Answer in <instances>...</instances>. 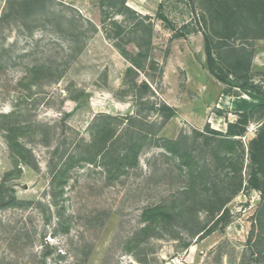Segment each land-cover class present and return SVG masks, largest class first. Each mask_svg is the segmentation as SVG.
I'll use <instances>...</instances> for the list:
<instances>
[{
  "label": "rangeland",
  "instance_id": "rangeland-1",
  "mask_svg": "<svg viewBox=\"0 0 264 264\" xmlns=\"http://www.w3.org/2000/svg\"><path fill=\"white\" fill-rule=\"evenodd\" d=\"M23 1L0 0V114L25 127L37 168L0 130V181L10 174L19 203L0 208V264H264V175L259 189L249 182L264 0H45L17 12ZM163 106L175 111L165 124ZM99 113L120 119L118 134L130 116L159 130L119 176L74 164L53 198L52 161L90 140ZM229 124L245 130L232 144ZM156 207L165 220L144 219Z\"/></svg>",
  "mask_w": 264,
  "mask_h": 264
},
{
  "label": "trees",
  "instance_id": "trees-1",
  "mask_svg": "<svg viewBox=\"0 0 264 264\" xmlns=\"http://www.w3.org/2000/svg\"><path fill=\"white\" fill-rule=\"evenodd\" d=\"M45 0H30L23 1L21 3H13V7H16L17 12H28L29 10L35 8L37 5H42ZM43 7V5H42ZM206 56H207V64L209 69L212 72V57L210 50L208 47L206 48ZM30 73L32 76L27 77L34 83H37L38 78L41 79V76L44 73L43 68L41 67H33L30 69ZM26 78V79H27ZM162 110V109H161ZM166 111L165 117L163 119V123L165 124L171 117L175 115L174 109L163 106V110ZM13 116L0 114V122L2 123V127L0 130L4 134V139L12 151L13 155L16 157L19 164L30 167L31 169H36L37 165L33 160L32 152L26 148L25 144L19 140L20 133L25 130V127L21 126L19 123L13 122L11 124H5L6 121L11 120ZM138 118L129 117L126 119L128 128L124 129V131L119 132L117 130L116 122L120 120L117 116L99 113L93 118V122L89 125V129L91 132V138L87 142H82L81 147H77V150L74 154L68 155L66 157L61 156L58 162L62 161V164L58 166V163H53V168L51 172L53 174L51 178V189L53 198H56L57 189L62 192L61 186L66 183L65 174L70 171V169L74 166V164H89V165H99L102 166L105 171L108 173L109 177L113 175L119 176L123 171L135 165L138 161V153L142 148V143L140 139H145V134H155L152 133L151 130H143L144 122L143 120L138 121ZM135 122L139 123V128H135L133 124ZM146 126V125H145ZM240 127L237 124H229L228 132L222 138V142L232 141L229 144L235 142L233 137H242L244 136L245 130L242 128L237 130ZM29 128V127H27ZM150 128V127H149ZM43 133V132H42ZM264 133V128L259 132L257 137L251 142V167L254 168L253 174L249 178V182L252 188L259 189L260 186L257 183L259 174L264 175V165L261 164V161L255 158L254 149L264 152V139H262V134ZM23 134V133H22ZM44 134V133H43ZM221 135V134H219ZM43 142L44 140H40ZM44 145L46 143L43 142ZM169 151L173 152L174 150L170 147L167 148ZM21 169V168H20ZM237 172V170H234ZM10 174H6L5 177L0 181V208H5L9 206H13L19 204L13 190L6 191V181H8ZM242 187V181H240L239 185L236 187L235 191H240ZM59 192V195L61 194ZM151 215V222L158 221L163 222L165 219L163 217V210L160 207L148 209L144 211L143 217L146 218V215ZM148 220V219H147Z\"/></svg>",
  "mask_w": 264,
  "mask_h": 264
},
{
  "label": "built area",
  "instance_id": "built-area-1",
  "mask_svg": "<svg viewBox=\"0 0 264 264\" xmlns=\"http://www.w3.org/2000/svg\"><path fill=\"white\" fill-rule=\"evenodd\" d=\"M169 264H179V260L173 259V260L170 261Z\"/></svg>",
  "mask_w": 264,
  "mask_h": 264
}]
</instances>
